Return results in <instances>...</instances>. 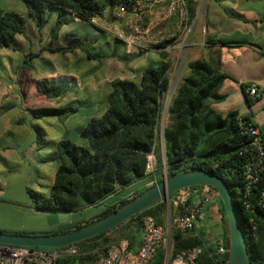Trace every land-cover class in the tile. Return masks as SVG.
<instances>
[{"label":"trees","instance_id":"16d2710c","mask_svg":"<svg viewBox=\"0 0 264 264\" xmlns=\"http://www.w3.org/2000/svg\"><path fill=\"white\" fill-rule=\"evenodd\" d=\"M117 1L22 0L39 33L46 26L50 14H58V21L52 29L53 39L59 36L65 25L62 17L73 15L89 23L97 13L114 6ZM190 15L191 20H194L193 9L190 10ZM24 30L25 20L22 16L0 10V54L3 49L10 48L17 35L23 34ZM163 46L165 44L161 47ZM77 50L85 52L90 60L104 59L103 56L92 54L77 38H71L68 46L47 49L51 53L62 54ZM159 55L160 60L155 65L147 66L139 80H115L110 84L106 109L100 116L90 119L80 131L86 145L77 144L71 139L56 144L58 165L49 193L27 190L33 198L29 208L41 213H78L96 208H102V211L52 233L33 235L65 234L96 223L161 182L165 162L169 177L188 170H205L225 181L245 231L251 264H264V211L259 206V191L262 187L247 193L245 157L241 154L251 141V137L241 127V121L247 125L257 124L250 117L241 116L238 111L224 116L213 107V104L222 103L228 98L221 94V88L227 79L234 78L223 73L220 63L214 59H197L188 63L187 71L178 82L167 110L163 158L158 145L159 126L164 100L171 88V79L168 74V54L160 52ZM36 56L37 54L26 56L25 63ZM251 86L241 85L250 107L261 98L253 99L250 96L248 90ZM40 87L49 99H60L70 89L66 83L48 85L41 82ZM77 111L76 107L69 105L34 109L30 110V114L38 120L49 117L64 121ZM34 129L37 145H44V129L40 126H35ZM151 153L155 155L157 163L155 171L147 174V157ZM140 181L152 184L136 191L131 197H127L124 191L122 195L118 194L119 190H127L126 188ZM115 195H119V198L108 200ZM217 201L222 236L228 240L226 210L218 195ZM165 212L166 204L157 203L104 234L76 243L80 247V255L61 258L57 264H82L95 259L106 252L108 247L123 240L129 242L128 253L136 254L143 243V219L152 216L159 225H165ZM1 232L12 233L0 229ZM171 241L172 257L181 251L200 247L204 254L198 263H220V257L214 253L216 244H210L200 232L197 236H185L182 232L173 230ZM223 259L224 264H227V257L224 256ZM164 260L165 251L161 248L151 264H164ZM23 264L36 263L24 261Z\"/></svg>","mask_w":264,"mask_h":264},{"label":"rangeland","instance_id":"374dc122","mask_svg":"<svg viewBox=\"0 0 264 264\" xmlns=\"http://www.w3.org/2000/svg\"><path fill=\"white\" fill-rule=\"evenodd\" d=\"M5 1L0 0V9H7ZM101 1V0H97ZM201 2V4H200ZM251 5V9L259 14L264 16V0H249L248 2H243V5ZM218 7L216 0H199L200 13L197 16V31L199 32V42H203V17L204 13H207L209 9L208 18L212 15V12L216 11ZM26 8V6H25ZM17 13L20 14L26 21V27L24 34L26 36H32V28L29 25V20L24 14L23 10L20 8ZM24 15V16H23ZM247 15H251L248 13ZM251 17V16H250ZM67 29L75 30L79 33V36L85 37L87 40V45L83 44L85 48H88L90 52L94 55L103 56L102 60H90L88 56L83 51H78L75 54L63 55L62 53H51L47 51L53 46L52 43L48 44L44 42L42 46L40 45V50L37 52L30 51L27 55L24 56V61L26 56L30 54H37L36 57H33L30 62L25 63L24 66L26 70L24 74H19L18 78L14 83L23 84L32 86L26 89V93L22 92L16 93L17 105L20 108L13 111L15 116H27L28 110L40 109V108H59L62 106H74L78 109L77 112L70 115L67 120H58L56 118L45 117L39 120L33 119L32 125H38L45 128L48 136L47 138L56 139L61 132H63L66 137L70 138L71 141L80 144L86 145V140L80 136L81 129L94 117L100 116L104 109L106 108V97L110 92V84L115 80H139L142 71L149 65H155L157 61L151 60L147 62L144 60V54L131 55L132 59L130 66L124 65L123 59L117 60L112 56V46L107 39L106 35H98L97 41L94 40L96 37V32L89 23L86 22H70L66 27ZM51 24L47 25L45 30H51ZM47 33V32H46ZM52 36V31L46 36ZM74 36L72 38H77ZM35 47V46H34ZM37 47V46H36ZM204 48V47H203ZM53 49V48H52ZM42 56V57H38ZM205 59L204 52L202 47L196 46L184 55V60L182 62L180 73L172 75L170 71L174 69L177 62H174L167 57V60L170 62V71L168 72L171 79V88L168 94L165 97L163 104V112L160 120L159 126V138L158 145L160 151L164 158V129L168 123L167 110L178 82L187 71L188 63L191 60ZM20 62V60H19ZM23 71V69H19ZM75 72L77 77L75 80L71 77V73ZM79 79L81 80V86L79 87ZM46 82L48 85H56L66 83L70 86L69 92L60 99H49L46 95L43 94L40 83ZM19 86V85H18ZM85 88L87 94L96 96L99 103H91V99L84 97V93L81 91ZM91 90V93L89 92ZM79 93L82 95L78 99ZM225 109H234V107H239L242 110L245 105L241 102H234L232 100L227 101V103L222 104ZM262 107H264L263 102L257 107L259 110V117L262 119L264 114L262 113ZM103 109V110H102ZM7 147L6 152H3L2 149ZM11 146L10 141H0V183L5 181L8 188V196L0 198V229L6 230L12 233L25 232L30 234H46L52 233L59 230L60 228L70 224L78 223L80 221L91 218L95 215H98L102 208L88 209L83 210L78 213H41L37 211L29 210L33 198L30 197V194L27 192L28 188L33 191H39L40 193L47 194L52 185L51 177H54V172L56 171L57 165L52 162L46 166V169L41 172L40 178L35 177L34 171L30 169L29 165H26L21 159L11 156L9 148ZM164 172V176L165 171ZM35 177V178H34ZM140 182L132 185V189H137L140 187ZM29 198H28V197ZM172 196L170 197L168 204H166V212L164 215L165 223L169 217L170 212L172 213ZM118 245V243H114ZM6 260L1 261L3 264Z\"/></svg>","mask_w":264,"mask_h":264},{"label":"crops","instance_id":"0c3cea01","mask_svg":"<svg viewBox=\"0 0 264 264\" xmlns=\"http://www.w3.org/2000/svg\"><path fill=\"white\" fill-rule=\"evenodd\" d=\"M216 1L218 7L215 12H212L210 18H208L209 9H207V13H204L202 31H206V34L203 37V42H199L200 34L196 30L192 46L193 50L196 46L202 47L204 58L206 60L214 59L218 61L221 66V71L234 78V80L227 79L221 88V94L227 95L228 98L222 103L213 104V107L224 116L229 112L238 111L241 116L250 117L254 123L264 125V117L262 119L259 117V110L257 109L264 99V16H260L256 12L254 13L251 9V5H243V2H248L249 0ZM187 2L189 9L194 10V19H196L200 13V8H198L199 0H187ZM5 5L7 9L0 10L17 13V8L18 10L21 8L29 20L28 22L33 33L32 36H26L24 33L17 35L15 43L10 48L3 49L0 54V141H10L11 146L8 147V153L11 156L21 159L26 165H29L30 169L34 171L35 177L39 179L41 172L46 169L48 164L54 162L58 165L56 159V144L62 140L70 138L66 137L63 132H61L56 139L47 138L48 134L45 128L42 127L45 131L46 143L42 146L37 145V134L34 127L38 125L32 124L33 119H38L33 118L29 110L27 116H15L13 113L15 109L20 108V106L17 105L18 97L16 96V93L22 92L25 94L26 89L30 90L33 88H30L32 86H29L28 88L27 85L24 86L23 84L14 83V81L18 78L20 73L23 75L26 71L24 70L26 66L22 64V62H25V55L30 51L37 52L40 50V45L42 46L44 42H47L48 44L52 43L54 46L52 48L68 46L71 42V38L74 36L78 37L79 33L75 30L67 29L66 27L70 22L80 23L85 21H82L73 15H66L62 17L65 25L61 28L59 36L56 39H53L50 35L44 38V35L48 34V32L50 33L56 25L59 18L57 13L50 14L46 26L42 32L39 33L32 19L29 18L28 10L25 8L22 0H7L5 1ZM248 13L251 15H247ZM175 21L176 19L166 27L167 30L165 33L168 34L180 31L179 28L171 27ZM49 24H51L52 29L45 30ZM92 28L96 32V37L94 38L95 41H97L98 35H106L107 39L111 41H108V43L112 46V56L118 58L117 60L119 61L120 59H123L124 65L130 66L132 64L130 63L132 57L126 53V48L121 42L115 40L114 37L108 33L98 31L94 27ZM78 39L81 40L82 44L87 45L85 37L83 38V36H80ZM206 40H208L207 43ZM78 51L80 50L63 55L75 54ZM38 57L42 56L38 55ZM144 57V60H147V62L151 60L157 61V59H159V53L151 51L148 54L144 53ZM19 69H23V71L20 72ZM70 75L74 80L75 77H77L75 72ZM242 84L256 85L261 90L262 95L260 101L252 107L247 103L245 95L241 89ZM80 86L81 80L79 79V87ZM81 92L84 93L85 98L89 96L91 103H99L96 96L87 94L85 88H83ZM89 92L91 93V90ZM82 93H79L77 97L78 99ZM230 100L244 103L245 107L242 110H240L239 107H234V109L229 111V109H225L221 106ZM262 109V113L264 114V107H262ZM6 150L7 147L5 145L2 151L6 152ZM55 173L56 171L53 174L54 176ZM51 180L53 182L54 177H51ZM7 184L9 183H6L5 181L0 183V198L8 196L9 187ZM140 184V187L137 189H132V186L126 188L127 190L121 189L118 191V194L122 195V191H124L127 197H131L136 191H139L152 183L146 184L145 181H141ZM27 188L29 189V187ZM119 195L112 196L108 200L117 199L119 198ZM29 202H31L29 204H32V201ZM29 210L35 211L32 208H29ZM199 232L204 235V238L210 244L216 243L222 235L221 214L217 199L209 205L207 219L199 225L197 233ZM184 235L193 236L195 233Z\"/></svg>","mask_w":264,"mask_h":264},{"label":"built area","instance_id":"2783aa9c","mask_svg":"<svg viewBox=\"0 0 264 264\" xmlns=\"http://www.w3.org/2000/svg\"><path fill=\"white\" fill-rule=\"evenodd\" d=\"M174 19L172 28L179 32L165 33L166 27ZM89 24L98 31L105 32L121 42L128 55L148 54L151 51L164 52L168 58L177 62L172 75L181 70L184 55L193 46L197 30V18L191 20L187 0H118L93 17ZM204 35L206 31H203ZM163 44L165 46L161 47ZM250 96L258 98L261 90L252 85L248 90ZM244 132L251 137L242 155L245 157V181L247 193L262 187L259 191V206L264 211V125H247L241 121ZM157 159L153 153L147 157L146 173L155 171ZM217 199V194L209 187L187 188L172 195V213L165 225H159L152 216L143 219V243L136 254H129V242L121 241L118 245L108 247L82 264H151L155 254L161 248L165 251L164 264H207L198 263L204 250L200 247L188 249L172 257L171 237L173 230L182 234L195 233L201 222L207 219L208 207ZM215 254L224 264L228 256V240L222 235L217 240ZM80 247L73 244L59 249L43 250L28 247L0 246V259L3 264H23L31 261L36 264H57L59 259L80 255Z\"/></svg>","mask_w":264,"mask_h":264},{"label":"water","instance_id":"95a60500","mask_svg":"<svg viewBox=\"0 0 264 264\" xmlns=\"http://www.w3.org/2000/svg\"><path fill=\"white\" fill-rule=\"evenodd\" d=\"M164 162V171L166 173ZM203 186L212 189L222 200L227 216V264H251L246 235L225 181L205 170H188L173 176L165 174L163 180L136 199L113 211L96 223L65 234L33 235L0 233V246L59 249L104 234L161 202L168 204L170 197L183 189Z\"/></svg>","mask_w":264,"mask_h":264}]
</instances>
